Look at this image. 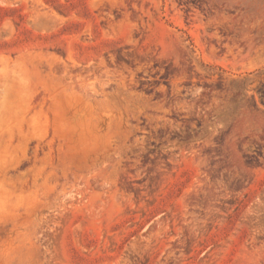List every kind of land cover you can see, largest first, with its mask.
I'll return each mask as SVG.
<instances>
[{
    "label": "rangeland",
    "instance_id": "rangeland-1",
    "mask_svg": "<svg viewBox=\"0 0 264 264\" xmlns=\"http://www.w3.org/2000/svg\"><path fill=\"white\" fill-rule=\"evenodd\" d=\"M0 264H264V0H0Z\"/></svg>",
    "mask_w": 264,
    "mask_h": 264
}]
</instances>
